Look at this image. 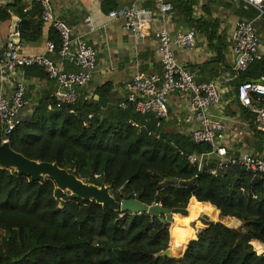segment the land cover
<instances>
[{"label": "trees", "instance_id": "1", "mask_svg": "<svg viewBox=\"0 0 264 264\" xmlns=\"http://www.w3.org/2000/svg\"><path fill=\"white\" fill-rule=\"evenodd\" d=\"M168 1L183 26L198 30L207 39L215 53L208 63L222 64L227 43L218 35L219 21L208 19L212 9L203 6L207 16L196 18L197 0ZM215 2L232 10L233 3ZM107 4H102L105 13L115 10ZM239 7L232 11L237 17H254L252 10ZM40 14L39 7L33 9L32 15L38 19L26 23L29 14L20 13L21 39L34 40L33 33H27L30 24L40 33ZM49 40L57 53L60 39L56 31H51ZM33 71H37L34 76L45 75L40 69ZM261 77L264 56L252 63L234 86ZM93 96L113 101L108 84ZM113 102L101 109L93 97L79 98L72 106L56 109L52 98L39 100L14 128L8 145L29 160L75 171L85 183L109 186L110 195L118 202L135 195L147 206L171 210L186 209L194 199L198 213L177 216L170 228L147 214L113 212L94 202L71 199L67 193L57 199L50 179L32 182L12 170L0 169V264H264V253L258 255L264 251V178L240 167L213 176L209 171L216 168L214 160L198 171L188 157L211 152L209 145L193 144L187 134L164 124L156 128L154 119L145 123L132 108L121 110L119 101ZM237 107L242 119L253 127L255 116ZM1 139L0 129V145ZM172 178L195 179V183H165ZM216 210L233 223L205 222L203 229L197 220L214 218ZM191 221L203 229L195 238L188 225ZM167 249L172 257L160 256Z\"/></svg>", "mask_w": 264, "mask_h": 264}, {"label": "built area", "instance_id": "2", "mask_svg": "<svg viewBox=\"0 0 264 264\" xmlns=\"http://www.w3.org/2000/svg\"><path fill=\"white\" fill-rule=\"evenodd\" d=\"M26 1L37 5L41 11L40 20L49 23L57 32L60 48L56 55L61 62L57 64L46 55L20 56L18 46L8 43L0 51V79L14 76L23 69H40L55 86L52 94L55 108L72 106L77 102L79 92L88 86L98 71L96 52L88 44L85 34H73L72 28L54 14L50 0ZM227 1L237 3L244 11L252 10L255 13L251 20H237L230 35L228 51L233 60L230 80L237 82L252 63L261 61L264 56V48L256 26L257 23L264 25V0ZM140 2L141 0H136L129 6L111 10L106 14L111 20H122L124 29L131 34L137 45L144 43L145 31L154 25L156 19L165 23L173 11L172 5L164 0L158 1L156 11L141 6ZM86 22L88 31H93L89 17L86 18ZM13 35L19 38V32ZM152 36L156 42L160 73L134 74L123 86L124 95L118 103V108L121 110L132 108L135 114L144 118L145 123L152 118L155 120V127L160 128L169 120L168 97L186 95L190 115L181 119L180 122L185 126L195 124L188 130V136L193 144H207L212 149L209 153L189 156L190 164L196 165L197 170L200 171L214 160L216 168L209 171L213 176L233 167H240L264 178L263 156L250 152L229 156L223 144L226 138L225 126L210 112L222 103V97L225 94L223 81L198 83L194 80L192 73L175 58V51L178 48L187 51L195 49L197 41L195 29L186 28L172 35L165 26H161L153 30ZM46 50L47 53L53 54L54 44L47 42ZM62 62L68 63L73 70H64ZM258 80L260 82L238 84L234 98L241 108L255 116L254 127L264 132V77ZM28 110L29 101L26 98V88L22 80L16 83L9 94L0 90L1 144L9 142V136L28 115Z\"/></svg>", "mask_w": 264, "mask_h": 264}, {"label": "crops", "instance_id": "3", "mask_svg": "<svg viewBox=\"0 0 264 264\" xmlns=\"http://www.w3.org/2000/svg\"><path fill=\"white\" fill-rule=\"evenodd\" d=\"M135 1L136 0H50L54 14L72 28L73 34H85L88 44L96 52L98 71L88 86L79 92L78 99L84 98L85 100H89L93 97L94 92L98 88L108 84L111 86V93L113 95L111 99L117 102L120 101L124 95L122 90L124 84L129 82L134 74L156 75L160 73L156 42L152 36L153 30L165 26L168 31L174 35L178 31L186 29V26L182 27L181 20L175 15L174 11H172L165 23L156 19L154 25L145 31L146 38L142 45L135 44L131 34L124 29L123 21L109 19L106 16L107 13L102 10L103 3H108L107 5L111 8L115 6V9H119L124 6H129ZM152 1H155V4H157L159 0H141L140 4L143 7L152 9L149 7ZM164 1L168 2V0ZM225 2L233 3L227 0H225ZM36 8H38L37 5H32L26 0H0V51L8 43H11L8 42L9 37L13 33L19 32L21 23L20 13L24 15L29 14L25 17L26 23H35L37 21L38 18L32 15L33 9ZM196 8L197 6L194 9V16L196 14L195 12H197ZM239 8L240 7L237 9ZM231 14H233V12H231ZM171 16L180 20L177 27H174L171 22L173 19ZM200 16L202 17L203 13L200 12L196 15V18ZM87 17L90 18L93 28L91 32L88 31L86 22ZM237 20H241V18L237 17L235 22ZM28 29L30 32L27 33L32 32V38L34 40L26 41L19 36V55L24 57L46 55L55 63L60 64L61 61L57 57L55 51L53 54H49L46 50V43L51 42L49 40L50 33L51 31H55L52 26L49 23L42 22L40 33H38L39 31L34 24H30ZM196 33L197 41L195 49L187 51L178 48L175 51L177 62L183 64L186 69L192 73L194 80L198 83L222 80L224 83L223 87L227 86L232 90L231 102L234 103L236 86H234V81L230 80L233 60L228 51L229 43L225 53V61L222 64H209L208 62L212 60L215 55L214 50L210 48L203 34H199L197 31ZM219 34L220 32H218V35ZM221 36L223 37V35ZM61 65L64 70H73L66 62H62ZM33 70H36V68L23 69V71L17 72L14 76L0 79V90L5 94L11 93L16 83L22 80L26 88V98L29 101L28 114L39 100L52 98L55 89L52 81L48 80L45 75L34 76V73L37 71L35 72ZM113 101L110 102L108 99L106 107L114 105L115 102ZM167 108L169 111V120L164 126L168 129L173 128L177 133L188 135V130L193 128L195 124L185 126L180 122L181 119L190 115L188 97L186 95L168 97ZM210 112L218 117L225 126L226 138L223 144L227 148L229 156L250 152L254 155L264 157V132L256 129L254 126L250 127L249 124L242 119L238 107L236 109L234 108L231 113H228V111L225 112V108L221 103L217 109ZM216 214H218L217 210ZM175 220L176 218H173V221ZM204 228L205 226H203V229ZM193 238H195V236Z\"/></svg>", "mask_w": 264, "mask_h": 264}, {"label": "water", "instance_id": "4", "mask_svg": "<svg viewBox=\"0 0 264 264\" xmlns=\"http://www.w3.org/2000/svg\"><path fill=\"white\" fill-rule=\"evenodd\" d=\"M13 34L9 37L8 42L18 46L19 38L15 37ZM244 82H260V80L246 79ZM93 100L97 102L102 109L106 108L108 102L107 98L93 96ZM0 169L12 170L18 175L28 177L32 182H37L41 178L50 179L56 187L55 196L57 199H60L63 194L67 193L71 199L81 200L83 202H94L102 208H109L113 212H121L122 214L128 213L131 215L144 213L151 218L158 219L163 224L173 223V215H180L182 217L188 215L187 208L170 210L164 209L160 205L147 206L140 201L139 197L134 199H123L118 202L110 195L109 186L101 185L98 187L85 183L77 178L75 171L61 169L55 163L29 160L21 154L14 152L9 147L8 143L0 145ZM165 183L192 186L195 183V179L190 181H178L176 178H172L166 180ZM111 248L112 246H109L107 252ZM253 251L256 252L254 248ZM263 253L264 251L258 255ZM160 256L172 257L171 250L167 249L162 252Z\"/></svg>", "mask_w": 264, "mask_h": 264}, {"label": "rangeland", "instance_id": "5", "mask_svg": "<svg viewBox=\"0 0 264 264\" xmlns=\"http://www.w3.org/2000/svg\"><path fill=\"white\" fill-rule=\"evenodd\" d=\"M155 5H156L155 1H152V3H150L149 7L156 11ZM203 6H206V7L208 6V7H210L212 9V13L208 17V19L209 20H218L219 21L220 27L218 29V32H220V35H223V37H225L226 43H227V46H228V43H229L228 39H229V36H230V33H231V29H232V26H233L235 20L237 19V17L235 15L231 14V12L239 7L238 4L237 3H233V7L235 9L232 7V10L229 11L228 9H225V8H222V7L218 6L217 2H211V1L207 2V1H204V0H200V1H198V5H197V8H196L197 12H195L196 13L195 17L200 12L203 13L202 12V7ZM203 15H206V14L203 13ZM254 16H255V13H254ZM171 17L173 18L174 16H171ZM179 21L180 20L176 19V18H173L171 20V22L173 23L174 27H177V25H179ZM256 26L258 28V33H259V36H260V41H261L262 47L264 48V25H262L261 23H257ZM182 27H185V26H182ZM224 91H225V94L222 97V104H223V106L225 108V112L228 111V113H231L234 108L235 109L237 108L235 103L231 102L232 90H230L226 86L224 88ZM171 129L173 130V128H171ZM180 217H182V216H180ZM232 221H233L232 219H230V218H222L216 213H215V217L214 218L210 219V218H206V217H201V218H199L197 220V222H199L202 227L204 226L205 222H222L223 224L231 225ZM197 222H192V221L188 222V225H190V227L195 231L194 236H196V234L198 232L203 230V229H201V230L198 229L199 227H198V223ZM169 225H170V228H171L172 227V223L169 224ZM2 237H3V233H2V231H0V243H1ZM191 239H193V238H191ZM254 248L256 250L258 249V247H254Z\"/></svg>", "mask_w": 264, "mask_h": 264}, {"label": "bare ground", "instance_id": "6", "mask_svg": "<svg viewBox=\"0 0 264 264\" xmlns=\"http://www.w3.org/2000/svg\"><path fill=\"white\" fill-rule=\"evenodd\" d=\"M194 199H191V201H190V203H189V206L187 207V210H188V215L189 214H192V213H195V214H197L198 212L196 211V209L195 208H193V206H194V201H193ZM191 208V209H190ZM187 215V216H188ZM177 216H179V215H174L173 216V218H177ZM186 216V217H187Z\"/></svg>", "mask_w": 264, "mask_h": 264}]
</instances>
